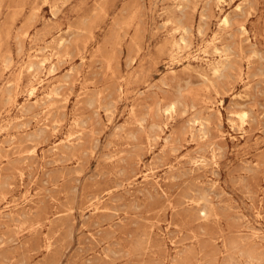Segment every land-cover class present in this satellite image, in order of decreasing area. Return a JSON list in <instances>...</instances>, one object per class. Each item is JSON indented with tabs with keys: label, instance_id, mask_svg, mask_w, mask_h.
Returning a JSON list of instances; mask_svg holds the SVG:
<instances>
[{
	"label": "rangeland",
	"instance_id": "rangeland-1",
	"mask_svg": "<svg viewBox=\"0 0 264 264\" xmlns=\"http://www.w3.org/2000/svg\"><path fill=\"white\" fill-rule=\"evenodd\" d=\"M221 7L0 0V264H264V0Z\"/></svg>",
	"mask_w": 264,
	"mask_h": 264
},
{
	"label": "bare ground",
	"instance_id": "bare-ground-1",
	"mask_svg": "<svg viewBox=\"0 0 264 264\" xmlns=\"http://www.w3.org/2000/svg\"><path fill=\"white\" fill-rule=\"evenodd\" d=\"M224 2H225V0H216V3H217V5H218V7L219 8H222L221 6H223V4H224ZM180 3V2H179ZM215 3V2H214ZM203 4H205L204 2H203ZM187 6V5H186ZM216 7V6H215ZM240 7H241V5H240ZM242 7H243V5H242ZM180 9V8H179ZM223 9V8H222ZM203 10H204V8H203ZM243 10H244V8H243ZM240 11V10H239ZM221 12V11H220ZM171 14V13H170ZM173 14H174V12H173ZM179 15V14H178ZM169 19H167V21H168ZM205 20V19H204ZM232 20V19H231ZM203 21V20H202ZM219 21H220V24L222 25V26H226V25H228L229 24V17L227 16V14L224 16V17H220L219 18ZM242 22H243V20H242ZM175 23V22H174ZM190 24V23H189ZM193 26V25H192ZM204 26V25H203ZM232 27H233V25H231ZM238 26V25H237ZM239 28H241V30L243 31V32H246L247 31V29H246V26L244 25V24H241L240 25V27ZM224 29V28H223ZM227 30V29H226ZM194 31V30H193ZM216 31V30H215ZM226 32V31H225ZM194 33V32H193ZM248 33V32H247ZM221 34V33H220ZM226 34V33H225ZM224 34V35H225ZM243 34V33H242ZM233 36V35H232ZM248 36V35H247ZM180 37V36H179ZM186 37V36H185ZM222 37V36H221ZM245 37V36H244ZM175 38H176V36H175ZM178 38V37H177ZM216 39V37L214 38V40ZM224 39V38H223ZM182 40L184 41L185 40V38H182ZM213 40V39H212ZM221 41V40H220ZM230 42V41H229ZM172 43V42H171ZM224 43V42H223ZM228 43V42H227ZM238 43V42H237ZM207 44V43H206ZM214 44V43H213ZM221 44V43H220ZM230 44V43H229ZM242 45V44H241ZM244 45V44H243ZM247 45H248V43H247ZM205 46V45H204ZM243 47V46H242ZM173 49V48H172ZM175 49V48H174ZM212 49V48H211ZM231 49H233V48H231ZM249 49V48H248ZM251 49V48H250ZM171 50V49H170ZM216 50L217 51H219V49L216 47ZM234 50V49H233ZM209 51V50H208ZM212 51V50H211ZM238 51V50H237ZM237 54H239V53H237ZM243 54V53H242ZM256 54V53H255ZM229 55V54H228ZM222 57V56H221ZM243 57V56H242ZM204 58V57H203ZM215 60V58L214 59H212L211 61H214ZM205 62V61H204ZM229 62V61H228ZM213 64H214V62H213ZM214 69V71L215 72H219V68L216 66V67H214L213 68ZM203 75V74H202ZM207 75V74H206ZM205 75V76H206ZM210 75V74H209ZM208 76V75H207ZM209 77V76H208ZM203 78V77H202ZM213 80V79H212ZM213 85V84H212ZM214 86V85H213ZM212 86V87H213ZM216 86V85H215ZM216 89H218V88H216ZM217 93V92H216ZM171 104V103H170ZM172 105V104H171ZM172 109H174L175 108V105H172V107H171ZM171 110V109H170ZM175 110V109H174ZM167 111V110H166ZM171 112H172V110H171ZM167 115H168V113H167ZM238 115H239V117H240V119H242V121L243 122H245L246 121V117H247V112H246V110H243V111H239L238 112Z\"/></svg>",
	"mask_w": 264,
	"mask_h": 264
}]
</instances>
